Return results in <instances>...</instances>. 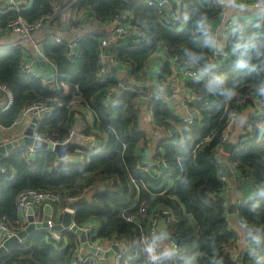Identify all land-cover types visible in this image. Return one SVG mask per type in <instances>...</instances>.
Segmentation results:
<instances>
[{
    "label": "trees",
    "instance_id": "1",
    "mask_svg": "<svg viewBox=\"0 0 264 264\" xmlns=\"http://www.w3.org/2000/svg\"><path fill=\"white\" fill-rule=\"evenodd\" d=\"M177 4L186 14L185 26H163L154 9L136 0H75L68 6L72 11L90 12L98 24L126 14L140 38L127 45L117 40L111 55L128 68L132 83L146 80L149 62L158 52L165 55L158 83L169 84L173 57L191 61L202 71L203 78L187 81L185 86L191 101L185 104L200 117L191 131L173 113L163 94L150 97V114L159 127L170 131L172 138L169 143H160L161 153H157L154 167L141 163V154L137 153L145 139L139 126V93L130 88L119 90L122 81L108 74L97 77L102 66L99 39H81L75 61L66 58L63 44L45 41L43 53L56 65V83L65 94L20 72V48L0 51V86L9 88L13 97L11 108L0 113L1 127L12 126L28 104L52 105V116L38 125L37 133L61 144L81 117L80 111L87 109L92 113V122L84 120L83 135L93 136L105 145L98 153L81 149L78 154L82 163L60 161L45 149L31 158L24 149H15L1 158L4 173L0 174V220L12 231L24 228L15 204L23 190L58 194L62 206L68 199L90 194V199L75 211L72 222L77 227L92 224L98 228L94 241L129 243L121 264H148L137 243L138 229L127 220L139 217L142 202L149 206L148 218L154 209L170 208L173 213L174 222L166 223L179 250L178 256H170L172 264H264V19L255 23L238 20L228 36V60L214 67L208 23L220 18L219 7L206 0H177ZM55 6V0H31L28 10H3L0 29L6 30L7 24L17 18L31 24L49 17ZM201 21L206 23L202 25ZM239 53L243 63L238 66ZM116 88V101L105 106L107 93ZM243 99L245 103L239 106L237 103ZM253 99L261 109L247 117L244 134L230 158L239 175L250 177L255 188V198L238 210V220L249 233L250 249L243 252L240 262H232L237 236L229 231L218 199L224 184L218 178L215 157L230 112L239 113ZM74 100L77 103L69 105ZM103 136H107L106 142ZM75 149L73 145L68 154L73 155ZM132 179L137 181L135 185ZM162 190H166L164 195L158 196ZM62 236L66 242H55L46 231H36L14 245L0 258V264H71L78 239L70 233ZM160 240L157 237L155 241L158 247Z\"/></svg>",
    "mask_w": 264,
    "mask_h": 264
},
{
    "label": "built area",
    "instance_id": "2",
    "mask_svg": "<svg viewBox=\"0 0 264 264\" xmlns=\"http://www.w3.org/2000/svg\"><path fill=\"white\" fill-rule=\"evenodd\" d=\"M56 4L60 0H55ZM141 3H144L149 8L154 9L157 14L159 15L160 23L163 26L168 27H175L177 25H182V22L184 19L187 20L186 14L181 10V8L177 4V0H136ZM210 2L213 5H217L221 11V15L225 13L226 11V0H206ZM251 8L255 10H260L264 12V0H252L251 2ZM23 7L25 6H18L16 1L14 0H0V8L4 9V11H16L20 12L22 10H25ZM22 8V9H21ZM58 5L54 7V11L51 16L42 18L34 23H27L21 18H17L13 21H10L7 24L6 30L13 35H17L21 37V40H23L24 43H28L33 48V54L31 55L32 59L29 60H22L20 65V72L32 77L33 79L40 80L42 83L47 85H53L56 87V91L60 92L61 94H65L66 92H62L60 90V86L56 83V72L57 68L56 65L43 53V50L40 49L44 45L45 41H50L55 44H63L65 47V56L69 61H75L79 57V43L81 39H75L74 41H64L61 37L55 36L52 34H48L45 36V40L41 41L38 40L46 27V24L54 19L56 15L58 14ZM126 14L119 15L114 18V22L116 21H122L125 22L129 27H132L127 20ZM264 19V18H263ZM128 28L124 26H116L112 29L109 36L106 38H102L99 41L98 45V55L99 59L101 61V68L97 72L98 78H104L105 71L103 67L104 61L107 59L109 63L113 66L117 65L118 63L115 61L114 56L111 55L112 45L117 41L120 40L122 37H124L127 32ZM140 38V34H139ZM10 48H13L12 45H0L1 50H8ZM109 50V55L106 54V52ZM226 56L229 58V54L226 51ZM40 56L41 59L44 61H47L52 69L54 70V80L46 83L43 81V79L40 77V75L34 70L33 67V61L36 60V57ZM170 70H171V76L172 80L171 82L174 83L175 80L178 79V70H181L183 75L186 79L192 80H199L201 71L198 70L195 63L188 61L184 58L179 57H173L170 60ZM226 67V66H224ZM124 84L119 82L118 88L121 90L123 88ZM118 88L110 91L107 93L104 105L110 106L116 101L115 93L118 92ZM0 93L3 94V99H0V113L6 112L11 108V104L13 102L12 94L6 86H0ZM151 96L148 97V101ZM167 101H169L168 98L165 97ZM55 101V99L53 100ZM246 99H243L242 101L238 102L239 106H243ZM77 101L74 100L69 103L70 104H76ZM188 103H191V101H188ZM60 105V104H59ZM261 108V107H260ZM183 109V115L180 117L182 120V123L184 127L188 128L189 131H191L194 127L195 121L199 120L200 117L196 110H192L189 108L185 102H183L182 105ZM87 110V109H86ZM52 105L48 104H41V103H31L26 105L20 112V116L17 119L16 123L22 121V120H29V123L32 122V119H35L36 122L33 127V133H32V141L33 144L30 146H26L23 148L18 149H24L27 153V156L29 158L33 157V155L39 151L37 147H35L34 143H45L51 146L50 152L53 153V148L57 145H63L69 142H72L73 137L76 135L75 129H72L70 131V135L68 139H66L63 143L59 144L49 138H46L44 136H41L37 133L38 125L43 122L46 119H49L52 116ZM88 111V110H87ZM91 115L92 113L88 111ZM80 115V114H79ZM238 116L237 111L230 112L228 123L226 130L223 132L221 139H220V146L218 148L217 156L219 154H222V158H225L226 163L230 164V158L232 157V154H227L223 152V145L227 142H229V131L236 120ZM179 128V127H178ZM161 130H163V127H160ZM1 130V127H0ZM84 137V136H83ZM82 137V138H83ZM16 141V140H15ZM207 139L205 140V142ZM2 143H7L5 141H1ZM84 142L87 145L88 151L98 153L103 149V144H99L98 139L94 138L93 136L90 137H84ZM238 146V143L236 144V147ZM216 156V157H217ZM220 157V156H219ZM4 158V157H3ZM69 162H74L73 160H70ZM83 158L80 156L77 163H82ZM162 165H164L163 162H160ZM4 173V169L0 166V174ZM160 176V175H159ZM221 183H225L226 179L221 178L219 179ZM137 181L132 179L131 183L135 185ZM144 186V185H143ZM166 190H162L157 195L163 196ZM148 194H151V192H148ZM219 199V198H218ZM72 200V199H71ZM70 200V201H71ZM16 204V211L18 215H21L22 217L28 216L27 211L29 209L32 210V216L36 221H40L39 214L42 208H48L50 209V212L45 214L47 216L46 221V228L43 229L46 231V233L49 235L50 239L55 242H66L65 236H62L64 233H70L77 237L78 244L73 256V260L71 264H121L122 258L124 254L129 250V243L125 244H119V243H111L109 241H94V232L95 227H92L91 225H85L82 227H78L81 229L85 235H86V242L89 245L91 249H95L96 251H101L102 255L98 256L96 254H93L89 251H86L83 249L81 243L79 242V238L77 234L71 232L70 228L63 229L61 232H55L53 231V228L58 224V219L61 218L62 214L67 211V207L62 206L60 195L55 194L50 191H38L33 189H27L21 191L15 200ZM149 206L142 202L140 204L139 209V217L136 219H127L129 222L134 223L136 228L138 229V237H137V243L140 246V249L142 250L145 259L148 264H160V259L162 256H170L176 257L179 254L178 250V244L175 242V240H172L170 238L172 229H167L165 236L168 239V244L165 248L161 246H156L155 243L153 244V241H156V238L158 237V223L160 221H165V223H172L174 222V216L170 208H159L154 209L152 215L150 218H148L147 215V209ZM72 216L74 215L75 211H71ZM24 229V228H23ZM16 233L12 231L2 220H0V246L2 245L5 238H9ZM116 246L119 249V252L116 253L112 247ZM151 247V250H149V247ZM121 247V248H120ZM167 248V249H166ZM167 253V254H165ZM233 254L231 253V260L232 262H235V259L233 258ZM172 264V263H171Z\"/></svg>",
    "mask_w": 264,
    "mask_h": 264
},
{
    "label": "crops",
    "instance_id": "3",
    "mask_svg": "<svg viewBox=\"0 0 264 264\" xmlns=\"http://www.w3.org/2000/svg\"><path fill=\"white\" fill-rule=\"evenodd\" d=\"M14 1H16L19 7L25 6L23 7L25 10H28L31 7V0ZM73 2L74 0H60L59 2H57L56 5H58V14L54 19L46 24L43 34L38 40H43L42 38L48 34L59 36L67 42L74 41L75 39H83L86 37L97 38L100 40L109 36L112 29L118 25L127 27L129 30L127 34L120 39L123 45L135 43L139 40L138 30L133 27H129L125 22L111 21L106 24H98L96 18L90 12L83 10L72 11L68 6ZM251 2L252 0H226L225 13L222 14L220 18L213 19L208 23V27L211 31L213 39L211 61L214 67H221L228 60V57L225 54L228 48V36L232 31L234 24L238 20L255 23L256 21L264 18V12L251 8ZM3 10V8H0V12ZM186 22L183 26L186 25ZM3 44L7 46L12 45L13 48H20L23 52L24 60L32 59L31 55L33 54V48L31 45H29L28 43H24L23 40H21V37L10 34L7 30L0 29V45ZM40 49L42 50L43 47H40ZM0 51L5 50L0 49ZM238 56L239 66L242 59L241 53H239ZM164 57L165 55L162 52H158L156 55H154V57L149 62L146 80H143L142 82H140V84L136 85L146 86L150 89L151 92H154L156 89H161L162 94L165 88L170 87L172 89V97L174 98L173 101L169 100L170 107L173 110L174 114L181 117L183 115V102L190 101L188 100L189 92L185 90V86L186 82L191 80L186 79L182 71L178 70V79L175 80L174 83H169L168 85L162 82L158 83L157 76L163 66ZM33 67L34 70L46 83L54 80V70L52 69L51 65L47 61L41 59L40 56L36 57V60L33 61ZM103 67L106 75L108 74L117 78L118 80L122 81V84L132 83L128 78V68L124 64L119 63L113 66L106 59L103 63ZM203 76V74H200V78H203ZM152 95L153 94H151L150 96ZM1 99H3V97ZM260 107L261 104L257 100L253 99L249 105H247L238 113V116L229 131V142L238 143V140L244 134V127L247 117L260 110ZM140 108L141 110L139 117V126L141 131L145 135V139L140 143V146L137 149V153L141 154V163L143 162L149 164L150 167H154V163L156 162L155 157L158 155L157 153H161L160 143L162 141L169 143V139H172L171 133L168 129H160L147 107L143 108L140 105ZM80 112L81 117L77 118V122L75 123V126L73 128L75 129L74 131L76 132V135L72 139V144L76 149L73 155L67 154L66 161L73 160L74 162H78L80 157V155L78 154L79 151L83 148H87V145L84 142V137H86V135H83V123L84 120H86L87 123L90 124L92 122V116L86 109L81 110ZM29 125V120L26 119L18 123L15 122L12 126L7 128H3L0 126V140L5 142H13L15 140L17 141V139L23 137V134L29 127ZM103 137L106 142L107 136ZM179 143L182 144L181 142ZM140 149H142V151H140ZM219 156L221 162H226L225 158H222V154H219ZM227 164L231 176L225 178L226 182L224 183V187L219 194V202L223 207V215L228 224L229 231L235 233L237 236V242L233 248L232 254L234 256L233 258L235 259V262H240L243 252L250 248L247 243L249 233L248 230L238 220V210L240 207L246 205L255 198V188L254 186H252V179L250 177L240 176L233 165L229 163ZM143 169L146 170L148 168L144 167ZM222 177V171L218 167V178L221 179ZM90 197L91 195L88 194L87 199H89ZM70 200L71 199H68L65 207H67ZM47 211V207L42 208L39 214V220L45 216V213H48ZM18 216L20 224L25 228L27 225V218L22 217L21 215ZM60 220L61 218L58 219L59 222ZM90 225L92 227H95L92 224ZM157 228L159 231L158 238L161 239L159 241V244L161 247L165 248L168 244V239L165 236L167 225L164 221H160ZM23 242L24 240L20 243Z\"/></svg>",
    "mask_w": 264,
    "mask_h": 264
},
{
    "label": "water",
    "instance_id": "4",
    "mask_svg": "<svg viewBox=\"0 0 264 264\" xmlns=\"http://www.w3.org/2000/svg\"><path fill=\"white\" fill-rule=\"evenodd\" d=\"M106 54L109 55V50L106 52ZM129 88L139 93L141 97L140 105L143 108L147 107L148 97L151 94L160 95V96L162 95L161 89L160 90L156 89L154 92H151L150 89L147 88L146 86H140V85H136L133 83L124 84L121 90L129 89ZM163 95H165V97L168 98L170 101L174 100V98L172 97V89L170 87H167L164 89ZM35 122L36 120L32 119V122L30 123L29 127L25 130L23 137H21L20 139H17V141L7 142L5 144L0 142V159L3 157H6V155L10 154L13 150H15V148L17 149L23 148V147L30 146L33 144L31 136L33 133V127H34ZM236 144L237 143H232V142L225 143L223 145V151L229 155L234 153ZM34 145L35 147L38 148V150L39 149H45L47 151L51 150V146L45 143L35 142ZM72 146H73L72 142H69L63 145H57L53 148V153L57 156V159H59L60 161H66L67 154L72 149ZM215 162L218 164V167L221 169L222 175L224 178L231 176L228 164L226 162H221L220 157H215ZM85 200H87V195L83 194L79 198L69 201L67 205L68 210L62 214L60 222L53 228V231L61 232L63 229L70 228L71 232L77 234L79 238V242L81 243L84 250L89 251L98 256H101L102 252L96 251L95 249H91L86 242L85 233L81 229H79L77 226H75L72 222L71 211L72 210L76 211L84 203ZM47 212L49 213L50 209H48ZM27 214L28 216H27L26 227L18 231L15 235L4 239L2 245L0 246V258L6 255L14 245L22 242L32 233L46 228L47 216H44L40 221H36L34 217L32 216L31 209L27 211ZM112 249L116 253L119 252V249L116 246H113ZM160 264H171L170 258L168 256H162L160 259Z\"/></svg>",
    "mask_w": 264,
    "mask_h": 264
},
{
    "label": "rangeland",
    "instance_id": "5",
    "mask_svg": "<svg viewBox=\"0 0 264 264\" xmlns=\"http://www.w3.org/2000/svg\"><path fill=\"white\" fill-rule=\"evenodd\" d=\"M74 1H75V0H74ZM185 22H186V19L183 20V22H182V26L185 24ZM171 80H172V76H171L170 79H169V83H173V82H171ZM142 128H144V127H142ZM167 175H169V174H167ZM97 230H98V228L95 229L94 236L96 235ZM97 241H98V240H97Z\"/></svg>",
    "mask_w": 264,
    "mask_h": 264
},
{
    "label": "clouds",
    "instance_id": "6",
    "mask_svg": "<svg viewBox=\"0 0 264 264\" xmlns=\"http://www.w3.org/2000/svg\"><path fill=\"white\" fill-rule=\"evenodd\" d=\"M200 23L203 25V24H205L206 22L201 21ZM206 42H209V41H206ZM241 63H243V62L241 61ZM204 71H207V69H204ZM201 74H203V73H201ZM164 97H165V95H164ZM6 157H7V156H6ZM154 243H155V241H153V244H154ZM151 247H152V246L149 247V250H151Z\"/></svg>",
    "mask_w": 264,
    "mask_h": 264
}]
</instances>
